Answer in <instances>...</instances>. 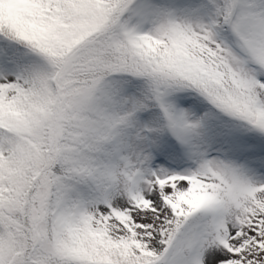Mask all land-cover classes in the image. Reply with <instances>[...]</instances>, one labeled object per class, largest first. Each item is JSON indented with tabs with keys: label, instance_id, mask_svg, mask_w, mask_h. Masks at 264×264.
I'll use <instances>...</instances> for the list:
<instances>
[{
	"label": "snow or ice",
	"instance_id": "obj_1",
	"mask_svg": "<svg viewBox=\"0 0 264 264\" xmlns=\"http://www.w3.org/2000/svg\"><path fill=\"white\" fill-rule=\"evenodd\" d=\"M0 264H264V0H0Z\"/></svg>",
	"mask_w": 264,
	"mask_h": 264
}]
</instances>
